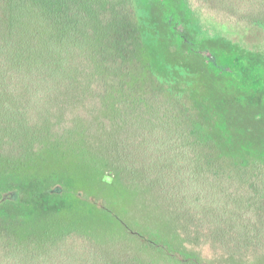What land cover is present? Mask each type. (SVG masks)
<instances>
[{"label":"trees","instance_id":"1","mask_svg":"<svg viewBox=\"0 0 264 264\" xmlns=\"http://www.w3.org/2000/svg\"><path fill=\"white\" fill-rule=\"evenodd\" d=\"M133 7V0H0V166L4 173L39 177L44 169L79 173L84 165L100 175L95 180L113 185L118 198L109 205L124 214L133 212L122 206L127 193L132 199L141 188L153 191L156 206L142 202L150 209L144 224L166 227L164 213L182 224L174 241L149 239L166 256L157 264H208L209 257L193 256L184 245L193 222L197 232H217L233 243L244 239L251 252L264 254V223L248 228L250 210L264 204V186H258L264 169L215 159L203 146L182 97L147 67ZM124 28L127 35H115ZM224 179H247L252 193L245 211L231 207H241L244 195L231 197ZM54 182L62 183V192L67 182L81 190L74 179ZM69 198L82 203L77 195ZM26 201L13 203L14 213L0 203V220L9 222V228L0 224V264H151L135 255L110 257L74 227L102 222L103 215L120 224L127 221L121 212L84 204L85 213L58 208L30 223L21 211L34 199ZM129 222L134 228L143 223Z\"/></svg>","mask_w":264,"mask_h":264},{"label":"rangeland","instance_id":"2","mask_svg":"<svg viewBox=\"0 0 264 264\" xmlns=\"http://www.w3.org/2000/svg\"><path fill=\"white\" fill-rule=\"evenodd\" d=\"M133 6L147 67L164 86L182 97L197 120L199 135L205 140L203 146L215 159L221 155L232 157L258 165L257 172L264 169V0H133ZM99 33L104 35L103 30ZM118 34L128 32L124 28L121 33H115ZM95 103L91 102L90 106ZM80 167L79 173H69L66 167H54L44 169L39 177H20L16 173H4V167L0 166V203L14 213L13 203L19 199L25 203L34 199L24 211L15 209L23 212L30 223H36L58 208L72 213H85L93 205L109 207L111 212L120 210L118 206L114 210L109 205L114 197L118 198L113 185L95 180L100 179V175L95 178L88 167ZM57 179L62 182L74 179L81 190L73 191L67 182L66 192H62V183L54 182ZM224 180L223 186L231 197L244 195L241 207H231L235 212L245 211L249 193H252L247 179ZM47 182L51 183L48 189L33 190ZM258 186L262 189L264 183ZM141 189L138 198L131 199L127 193L122 205L126 209L132 207V214L117 211L127 221L111 223L103 215L102 222L89 223L86 228L80 224L74 227L89 238L91 245L110 257L126 260L135 255L151 264L163 261L166 256L157 251L156 242L155 246L151 245L149 239L157 240L158 235L163 239L158 241L159 245L166 239L174 241L182 224L166 213L162 217L168 222L166 227L153 221L144 224L149 208L156 204L153 191L145 194V188ZM32 191H35L34 197ZM72 195H77L82 203L69 198ZM260 197H264V193ZM143 201L148 202L149 208L142 207ZM253 211L249 212L253 218L248 228H252V221L257 225L264 223V204L254 207ZM161 212L163 210L156 209L154 215L161 217ZM133 218L143 223L131 227L129 221ZM1 223L9 228V222L0 220ZM193 223L188 225L189 237L182 235L187 237L184 245L191 255L201 257L203 253L211 259L207 260L208 264H264V254H258L262 251L251 252L244 239L233 243L217 232H197ZM2 241L7 243L3 238ZM230 255L247 263L233 261L228 258Z\"/></svg>","mask_w":264,"mask_h":264}]
</instances>
